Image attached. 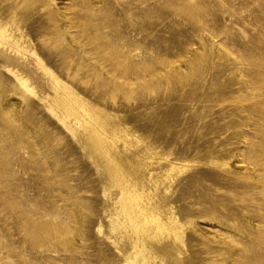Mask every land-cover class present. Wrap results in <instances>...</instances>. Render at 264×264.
Wrapping results in <instances>:
<instances>
[{"label":"rangeland","instance_id":"374dc122","mask_svg":"<svg viewBox=\"0 0 264 264\" xmlns=\"http://www.w3.org/2000/svg\"><path fill=\"white\" fill-rule=\"evenodd\" d=\"M49 73L118 121L184 225L180 255L147 241L154 264H264V0H0V264H142Z\"/></svg>","mask_w":264,"mask_h":264},{"label":"bare ground","instance_id":"6f19581e","mask_svg":"<svg viewBox=\"0 0 264 264\" xmlns=\"http://www.w3.org/2000/svg\"><path fill=\"white\" fill-rule=\"evenodd\" d=\"M49 74L52 79H56L53 73ZM16 78L20 81L22 87L34 94L33 88L30 87L27 79L19 75ZM56 83L54 97L56 107L52 108V112L59 123L77 138L78 133L70 125L71 119H75V126L83 130L92 151L106 161L111 175L121 188L122 211L126 222L132 228L133 247L139 249L141 263L154 264L156 260L145 248L147 241L157 242L161 246L173 247L180 255L179 247L184 245V225L180 223L172 208L164 212L163 207L157 203L160 187L155 182V192H152L150 186L153 184V173L149 172V182H136L131 172H128L125 168L123 152L119 149V143L121 140L129 142L130 139L122 130L118 121L111 120L99 108L82 102L74 95L73 91L65 87L63 82L56 79ZM131 169L138 171L136 174L140 171V168L135 166H131ZM173 171L172 166L166 170L167 177H170Z\"/></svg>","mask_w":264,"mask_h":264}]
</instances>
